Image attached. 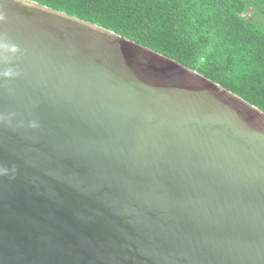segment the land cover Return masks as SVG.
<instances>
[{
	"label": "water",
	"instance_id": "1",
	"mask_svg": "<svg viewBox=\"0 0 264 264\" xmlns=\"http://www.w3.org/2000/svg\"><path fill=\"white\" fill-rule=\"evenodd\" d=\"M0 89V264H264V111L198 71L35 1Z\"/></svg>",
	"mask_w": 264,
	"mask_h": 264
},
{
	"label": "trees",
	"instance_id": "2",
	"mask_svg": "<svg viewBox=\"0 0 264 264\" xmlns=\"http://www.w3.org/2000/svg\"><path fill=\"white\" fill-rule=\"evenodd\" d=\"M198 71L264 111V0H35Z\"/></svg>",
	"mask_w": 264,
	"mask_h": 264
},
{
	"label": "clouds",
	"instance_id": "3",
	"mask_svg": "<svg viewBox=\"0 0 264 264\" xmlns=\"http://www.w3.org/2000/svg\"><path fill=\"white\" fill-rule=\"evenodd\" d=\"M23 7H33L35 0H16ZM8 4L6 0H0V24L8 22L7 15ZM24 55L21 48L13 42L6 32H0V89L6 90L9 95L14 94V89L10 86L9 81L15 80L21 76V72L13 67V61ZM17 113H0V125H6L12 131L27 128L31 130L39 129L40 123L36 119H30L25 125L23 119L18 120L15 124L13 120ZM16 168L0 165V177L7 176L9 179L15 178Z\"/></svg>",
	"mask_w": 264,
	"mask_h": 264
},
{
	"label": "rangeland",
	"instance_id": "4",
	"mask_svg": "<svg viewBox=\"0 0 264 264\" xmlns=\"http://www.w3.org/2000/svg\"><path fill=\"white\" fill-rule=\"evenodd\" d=\"M250 16H253L255 19L260 20L264 23V16L258 13H255L254 9L251 8L250 12H249Z\"/></svg>",
	"mask_w": 264,
	"mask_h": 264
}]
</instances>
